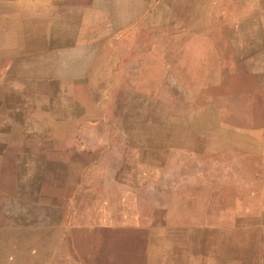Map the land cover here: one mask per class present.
<instances>
[{
	"label": "rangeland",
	"instance_id": "374dc122",
	"mask_svg": "<svg viewBox=\"0 0 264 264\" xmlns=\"http://www.w3.org/2000/svg\"><path fill=\"white\" fill-rule=\"evenodd\" d=\"M59 1L0 0V127L36 136L44 195L0 243L58 217L89 237L69 264H264V0H90L83 39ZM40 249L0 264H67Z\"/></svg>",
	"mask_w": 264,
	"mask_h": 264
},
{
	"label": "crops",
	"instance_id": "0c3cea01",
	"mask_svg": "<svg viewBox=\"0 0 264 264\" xmlns=\"http://www.w3.org/2000/svg\"><path fill=\"white\" fill-rule=\"evenodd\" d=\"M119 11H122V7H129L130 0H120ZM91 13L90 0H60L56 6L50 11V17L52 18V27L54 31H59L57 38H69V39H83L86 37L87 21ZM35 15H40L41 12H36ZM18 18L22 17V14H15ZM24 26L21 21H12L3 25L4 30L10 31H24ZM19 38L21 36L17 35ZM1 101H5V96H1ZM22 127H0V238H6L9 236H17L12 232L15 229L10 228V225H14V220L8 219L9 215H15L11 211L9 213L7 207L18 206L24 207V210L18 211L17 215H37V211L33 212L35 208H42L43 206V178H42V146L37 144L36 136L34 138H27L22 132ZM54 175L57 177L56 171ZM41 211V210H40ZM38 211V214H40ZM53 211V209H52ZM53 213V212H52ZM55 215V213L53 214ZM106 218L105 216L103 217ZM20 218L15 219L16 221ZM56 219L59 218L57 217ZM36 220V219H35ZM51 231L45 230L41 219L39 222H34L30 226H19L26 231L27 229H33L34 238L25 237H11L17 239L16 242H10L8 244L0 243L1 245L16 246V247H38L43 248L49 246L53 258L51 262H59L57 258L62 253H66L65 263L69 264L73 254V249L80 246H86L89 241V237L86 239V244H83L79 238L75 237V231L66 226L60 227L58 221L52 220ZM10 222V223H9ZM19 223V221H17ZM38 227V228H36ZM49 232H52L48 237ZM25 236H26V232ZM89 234V233H88ZM65 248V250H61ZM73 248V249H72ZM40 249V250H41ZM49 252H46L48 254ZM39 256V253L36 254ZM39 262H43L42 255L40 254ZM21 260V259H20ZM14 261V260H13ZM16 261V260H15ZM26 260H23V262Z\"/></svg>",
	"mask_w": 264,
	"mask_h": 264
}]
</instances>
